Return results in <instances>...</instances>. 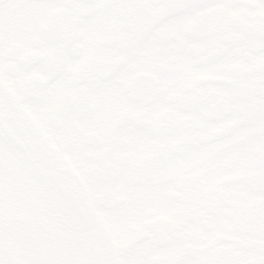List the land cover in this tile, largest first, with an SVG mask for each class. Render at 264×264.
Instances as JSON below:
<instances>
[{
    "label": "snow or ice",
    "instance_id": "obj_1",
    "mask_svg": "<svg viewBox=\"0 0 264 264\" xmlns=\"http://www.w3.org/2000/svg\"><path fill=\"white\" fill-rule=\"evenodd\" d=\"M0 264H264V0H0Z\"/></svg>",
    "mask_w": 264,
    "mask_h": 264
}]
</instances>
